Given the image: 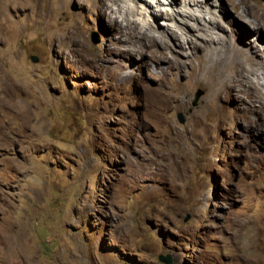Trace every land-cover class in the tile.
<instances>
[{"label": "rangeland", "instance_id": "obj_1", "mask_svg": "<svg viewBox=\"0 0 264 264\" xmlns=\"http://www.w3.org/2000/svg\"><path fill=\"white\" fill-rule=\"evenodd\" d=\"M258 13L0 0V264H264Z\"/></svg>", "mask_w": 264, "mask_h": 264}, {"label": "water", "instance_id": "obj_2", "mask_svg": "<svg viewBox=\"0 0 264 264\" xmlns=\"http://www.w3.org/2000/svg\"><path fill=\"white\" fill-rule=\"evenodd\" d=\"M264 1V0H263ZM203 95L202 91H198L196 94H195V97H194V100L192 102V105L195 106L197 105L200 97ZM178 121L180 123H183L184 122V116L182 114H179L178 115ZM159 260L165 264H171V259L170 257H160Z\"/></svg>", "mask_w": 264, "mask_h": 264}, {"label": "bare ground", "instance_id": "obj_3", "mask_svg": "<svg viewBox=\"0 0 264 264\" xmlns=\"http://www.w3.org/2000/svg\"><path fill=\"white\" fill-rule=\"evenodd\" d=\"M150 1H158V0H150ZM160 3L164 4V2H162V1ZM256 20H257L256 23H258V26H257V24H255V25L257 26V28H259L263 32L264 31V14L258 13L256 16Z\"/></svg>", "mask_w": 264, "mask_h": 264}]
</instances>
